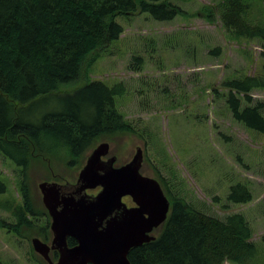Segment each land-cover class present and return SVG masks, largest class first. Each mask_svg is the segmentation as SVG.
Wrapping results in <instances>:
<instances>
[{"label":"trees","instance_id":"obj_1","mask_svg":"<svg viewBox=\"0 0 264 264\" xmlns=\"http://www.w3.org/2000/svg\"><path fill=\"white\" fill-rule=\"evenodd\" d=\"M250 7L244 0H220L206 6L207 18L220 16L230 36L264 44V8L253 19ZM180 10L170 0H0V152L16 164L22 195L11 209L15 225L0 220V226L25 236L44 222L46 209L30 194L33 160L78 169L101 139L136 133L117 105L125 84L92 78L91 68L124 32L119 15L146 12L170 20ZM133 61L139 67L143 56L134 55ZM78 81L83 84L73 90L62 88ZM223 86L227 92L214 88L215 96L226 97L235 119L264 130L262 104L252 105L250 96L264 87L259 74L228 79ZM163 188L171 200L169 216L154 240L131 249L132 264H257L258 248L243 213L221 219L173 194L165 183ZM229 200L247 203L252 195L238 184ZM68 243L77 241L72 237Z\"/></svg>","mask_w":264,"mask_h":264},{"label":"rangeland","instance_id":"obj_2","mask_svg":"<svg viewBox=\"0 0 264 264\" xmlns=\"http://www.w3.org/2000/svg\"><path fill=\"white\" fill-rule=\"evenodd\" d=\"M170 1L181 9L170 20H158L146 12L119 15L116 20L124 32L92 66V78L125 84L126 92L118 96L117 105L137 130L98 143H110V155L118 156L117 164L129 161L141 146V172L165 183L173 194L183 195L208 214L225 219L232 213H243L258 248L255 260L264 264V130L235 119L226 97L217 98L214 91L227 92L223 82L246 75L259 74L264 80V44L258 39L230 36L220 16L207 18L206 6L220 0ZM244 1L251 5L250 18H258L264 0ZM134 55L143 56L136 68ZM82 82L62 88L73 90ZM250 96L252 105L262 104L264 113V87L254 88ZM81 168H68L56 160L49 165L33 160L29 170L33 202L44 210L39 184L59 179L60 183H74ZM18 181L16 164L0 152V220L16 222L11 209L22 202ZM238 184L248 187L251 201L229 200ZM41 226L24 233L26 237L0 226V260L6 264H47L32 244L33 237L51 243L52 232L46 239L48 231Z\"/></svg>","mask_w":264,"mask_h":264},{"label":"water","instance_id":"obj_3","mask_svg":"<svg viewBox=\"0 0 264 264\" xmlns=\"http://www.w3.org/2000/svg\"><path fill=\"white\" fill-rule=\"evenodd\" d=\"M107 141L90 152L76 182L42 181V200L52 218L51 244L32 239L34 250L49 264H132L129 253L156 238L167 220L171 201L158 179L141 172L144 151L117 164ZM100 187L96 194L88 191ZM131 196L129 207L124 196ZM77 243L70 246L68 238ZM57 250V261L50 251Z\"/></svg>","mask_w":264,"mask_h":264},{"label":"flooded vegetation","instance_id":"obj_4","mask_svg":"<svg viewBox=\"0 0 264 264\" xmlns=\"http://www.w3.org/2000/svg\"><path fill=\"white\" fill-rule=\"evenodd\" d=\"M119 165H121V164H119ZM101 188L100 187H98V188H96V189H93V190H89L88 192L90 193V194H96V193H98V191L100 190ZM92 191V192H91ZM95 191V192H94ZM43 201V200H42ZM123 201H125L126 203H127V205L129 206V207H132V206H135V203L133 202V200H132V197L131 196H124L123 197ZM45 206V205H44ZM46 208V207H45ZM13 212V211H12ZM46 213H47V216L45 215L44 216V219L46 220V222H45V228H46V231H48L47 232V235H46V239H48V236H49V234H50V232H52V230H51V223H52V218H51V216H50V213H49V211L47 210V208H46ZM13 215H14V213H12ZM2 221H4L3 219H1ZM8 225H11V226H13V225H15V223L16 222H14V221H8V222H6ZM53 235V234H52ZM34 238V237H33ZM69 238H72V237H69ZM42 239V238H41ZM52 239H53V237H52ZM43 240V239H42ZM46 242V241H45ZM51 242H52V240H51ZM46 243H48V242H46ZM51 244V243H50ZM73 246V245H72ZM57 252V253H56ZM57 255V256H56ZM53 256H56V260L58 259V256H59V253H58V251L57 250H51L50 251V257H51V259L53 260ZM55 260V261H56ZM54 261V260H53Z\"/></svg>","mask_w":264,"mask_h":264}]
</instances>
